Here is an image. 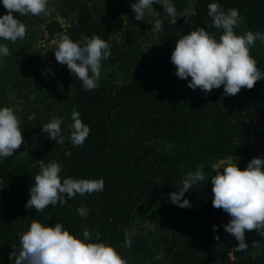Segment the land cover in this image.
<instances>
[{"label": "rangeland", "instance_id": "obj_1", "mask_svg": "<svg viewBox=\"0 0 264 264\" xmlns=\"http://www.w3.org/2000/svg\"><path fill=\"white\" fill-rule=\"evenodd\" d=\"M108 2L109 0H49L48 6L52 11L48 15H21L14 12L25 23L26 35L15 42L0 41L8 44L11 53L0 58V105L12 107L21 118L24 141L23 151L18 158L35 161L37 173L40 170L37 160L41 159L45 163L58 161L61 164L62 177L91 175L102 162L99 156L86 153L83 145L75 146L69 139L72 123L70 107L76 89L65 85H60L55 90L47 88L48 97H44L31 86L36 72H48V68L53 72L59 64L53 51L58 33L73 38L72 33L78 26L80 14H87L96 25L111 30L107 39L111 55L102 61L97 88L105 101V113L111 109L119 92L132 85L135 80L144 81L153 72L162 70L170 57L173 49L171 37L163 29L159 33L151 30L154 19L151 16H146L144 20H135V13L131 9L134 0H118L115 6L119 9L110 8ZM210 2L211 0H192L190 5L189 0H173L178 13L191 6L195 8V15L206 10ZM153 8L160 11L161 17H166L161 5L154 4ZM5 12L6 9L0 4V14ZM241 17V22L234 29L237 34L250 30L245 14H241ZM119 19L121 24L116 26ZM168 21L170 20L165 18L163 26ZM191 29L183 27L181 35ZM216 38L219 39V35ZM250 53L256 58L257 67L264 71V43L257 40L250 47ZM48 75L53 76L49 72ZM172 87L179 97H210L217 100L232 123L227 124L219 115L197 114L179 107L171 109L160 119H151L155 108L165 109L158 103L135 108L127 115V119L136 122L137 131H141L137 141L143 147L147 159L160 170L164 183L160 199L140 209L132 226L135 230L134 236L142 238L148 246V264H174L164 262L167 256L164 246L165 222L181 209L195 208L203 212L212 201L210 179L185 192L190 207H180L170 201L169 193L178 191L182 178L188 171H194L197 165H204V171L214 175L210 169L211 164L228 154L238 157V167L241 169L251 158L264 157V79L256 81L251 89L242 86L234 95H225L223 85L208 92L199 87L192 89L188 87L185 79L173 81ZM33 96L35 99H32ZM29 113H35L36 119L28 120ZM53 115L64 117L61 128L65 141L60 144L52 140L55 150L48 157L44 153L46 143L41 124ZM102 116H106L103 111L100 113V117ZM146 117L150 119L143 126ZM166 143H170L172 147L165 150ZM34 183L33 178L25 185V204L30 196L29 188ZM2 184L0 178V188ZM50 207L53 206L48 205L44 209ZM27 209L36 211L34 207ZM0 210L3 213L5 208L1 207ZM183 231L182 229V234L178 232L177 236H184ZM245 241L248 247L236 252L233 261L227 256L238 243L233 237L225 247L226 256L222 258V264H264V232L246 230ZM119 252L127 258L128 264H136L140 257L133 243L130 248L123 245Z\"/></svg>", "mask_w": 264, "mask_h": 264}, {"label": "clouds", "instance_id": "obj_2", "mask_svg": "<svg viewBox=\"0 0 264 264\" xmlns=\"http://www.w3.org/2000/svg\"><path fill=\"white\" fill-rule=\"evenodd\" d=\"M192 0H189L191 5ZM6 12L0 14V41L15 42L26 35V25L17 15H48L52 9L49 0H0ZM154 4L162 7L166 17L153 8ZM131 9L135 20L153 17L151 30L159 33L164 19L172 24L176 17L189 18L195 15L194 7H187L177 12L173 0H134ZM207 15L211 17L212 27L220 30L219 39L206 27H196L186 34L177 33L175 46L170 54V61L175 65L174 74L187 81L188 87H199L205 92L223 85L225 95H234L241 87L251 89L254 83L264 79V71L257 67V60L250 53V47L259 40L264 43V32L246 31L237 34L235 27L241 22L239 9H225L218 0L207 4ZM54 51L56 61L66 65L70 73L77 76L86 90L99 87L102 61L111 55L109 43L99 35L85 36L73 40L69 35L58 33ZM7 43L0 42V58L10 55ZM47 71L54 75L51 68ZM191 79L188 80L187 78ZM32 99H35L33 96ZM28 120H35L36 114L29 113ZM71 143L81 146L89 136L91 128L81 119L78 110L71 112ZM63 116L53 115L41 124V132L56 143L63 144L65 136L61 125ZM21 118L14 109L0 105V159L11 156L23 143ZM166 143V148H171ZM39 172L29 188L30 196L25 207L42 211L48 205L67 204V198L83 196L86 193L102 192L103 177L82 178L62 177L61 164L58 161L45 163L37 160ZM204 165H197L194 171H188L182 178L178 191L170 192L169 199L180 207H190L185 196L189 189L203 185L201 182L211 180L212 205L224 210L229 220L222 226L226 233L232 234L238 243L227 253L230 260H235V253L245 250V231L264 230V157H253L246 166L238 167V157L228 154L211 164L210 172L204 171ZM183 197V199H181ZM86 206H79L76 212L80 217L88 215ZM217 225H213L215 231ZM135 230H125L124 246L130 248ZM219 239V236H216ZM13 264H128L127 258L117 249L100 238V233L83 228L82 236L70 232L62 222L54 225L33 219L29 227L19 236V245L9 254Z\"/></svg>", "mask_w": 264, "mask_h": 264}, {"label": "trees", "instance_id": "obj_3", "mask_svg": "<svg viewBox=\"0 0 264 264\" xmlns=\"http://www.w3.org/2000/svg\"><path fill=\"white\" fill-rule=\"evenodd\" d=\"M118 0H109V7H116ZM212 2V0H211ZM225 8L235 7L240 15L245 14L246 23L250 30L264 32V0H218ZM132 23V20H130ZM119 19L116 26H120ZM183 27H206L208 31L219 35L220 30L212 27L211 17L207 9L189 18L176 17V23L170 21L163 26V32L171 37L173 48L177 33L181 34ZM111 30L102 28L87 16L79 15V23L73 31V40L81 39L82 35H99L107 41ZM175 65L167 58L162 70L146 80H135L126 86L113 103L110 110L104 111V98L97 88L86 90L82 81L72 75L66 65L59 63L50 77L48 72L38 71L34 74L31 86L48 97L46 89L55 90L60 85L76 89L71 101L70 111L76 109L81 119L91 128L89 136L83 143L86 153L97 155L101 164L91 175H75L73 177L104 179L102 192L77 194L67 198V204L53 206L42 211H31L25 207L24 195L27 193L26 183L37 174V164L33 160L19 159L22 144L11 156L0 159V178L3 181L0 188V264H13L9 254L19 245V236L25 231L33 219L54 225L60 221L73 234L82 236L83 228L89 227L93 232L100 233V238L113 245L119 251L124 245L125 230L133 226L134 219L140 209L156 203L163 192L164 183L158 167L147 159L137 141L138 134L135 121L127 119L135 108L147 107L158 103L164 110L155 108L151 119H160L175 107L186 108L197 114H215L224 119L227 124L231 120L220 108L217 100L210 97L177 96L172 82L181 78L174 74ZM103 111L105 117H100ZM144 119L143 126L149 122ZM125 123V126H124ZM144 129V128H142ZM46 156L54 153L53 141L45 134ZM88 208V215L80 217L76 212L79 206ZM1 211V210H0ZM224 210L214 207L210 202L203 212L195 208L181 209L165 222L164 243L167 256L164 262L174 264H222L226 256L225 247L234 237L226 233L223 224L229 220ZM213 225H217L213 230ZM184 236L178 237L181 230ZM258 232L256 229H254ZM259 232H264L261 230ZM219 236V239H216ZM132 243L139 252L136 264H148L149 251L145 241L133 236Z\"/></svg>", "mask_w": 264, "mask_h": 264}]
</instances>
